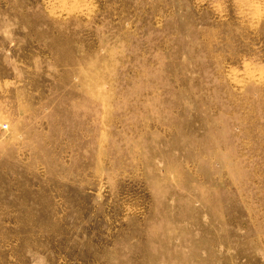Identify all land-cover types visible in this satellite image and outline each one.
Returning <instances> with one entry per match:
<instances>
[{"label":"rangeland","instance_id":"1","mask_svg":"<svg viewBox=\"0 0 264 264\" xmlns=\"http://www.w3.org/2000/svg\"><path fill=\"white\" fill-rule=\"evenodd\" d=\"M0 264H264V0H0Z\"/></svg>","mask_w":264,"mask_h":264}]
</instances>
